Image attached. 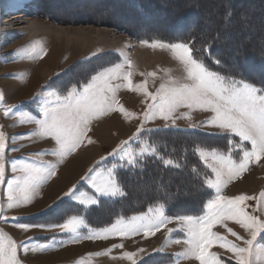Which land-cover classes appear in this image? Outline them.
Listing matches in <instances>:
<instances>
[{
	"label": "snow or ice",
	"instance_id": "1",
	"mask_svg": "<svg viewBox=\"0 0 264 264\" xmlns=\"http://www.w3.org/2000/svg\"><path fill=\"white\" fill-rule=\"evenodd\" d=\"M141 44L152 48H167L175 59L182 65L183 77L170 78L169 82L161 83L151 92L148 90L147 81L134 84L131 77L132 61L124 58L123 62H117L114 66L105 67L96 71L83 83L72 85L66 91L48 90L46 97L44 89L36 94L43 102L37 105L39 115L29 112H20L17 105H5L3 94L0 93V108L4 109V115L16 114L20 123H34L37 127L28 133L15 134L8 137L0 130V186L6 185V204L0 203V221H17L15 227L28 231L38 228L53 232L52 244L33 245L30 249L29 242L35 237H29L28 242H17L8 232L0 228V264H23L18 257V252L43 251L56 244V236L70 234L71 239L59 241V246L65 243H76L81 239L107 240L110 236L127 238L143 234L145 238L154 235L155 232L165 227L170 222H175L176 229L168 228L172 233L181 230L184 233L185 250L175 254L177 257H194L199 264H225V261L210 249L214 244L227 249L233 254L235 264H252L254 241L257 236L264 233V219L252 215L246 211L245 201L254 197L244 194L236 196L223 195L224 187L244 173L253 162L259 163L264 157V86H257L243 78H235L223 75L213 70L200 55V50L194 44L188 42L165 43L160 40L140 41ZM36 49H32L30 55H35ZM95 55V53H94ZM219 63V61H215ZM127 65V67H126ZM148 76H155L150 72ZM121 88H127L142 93L147 106L142 114L140 126L129 140L138 139L141 133H152L160 129L145 128L144 125L157 117L165 121L164 128L175 127L176 120H192V112L199 110L209 113L206 119L199 124H189L190 128L209 127L217 129L209 135L225 136L228 140L227 151L219 148L198 146L195 151L204 165L210 169L206 175L204 184L208 189L214 190V194L203 204L201 214L197 215H167V206L159 203L149 207L146 212L133 215L130 218L120 217L107 227L93 230L87 224L85 218L78 214H69L62 222L48 224L19 223L17 217L4 215L7 209L19 208L29 205L39 193L41 186L51 177L56 176L60 163L78 148L87 139L86 133L93 119L103 116L107 112L118 111L125 118L135 117L137 114L130 112L119 103L117 92ZM35 99V98H34ZM186 109L177 115L181 109ZM171 122L170 124L167 122ZM49 137L54 141V147L42 149L27 157L6 158V152H16L23 144L9 147V140L15 141L25 136ZM236 137L238 139H233ZM89 143L91 140L89 139ZM128 141H122L108 156L117 158L128 165L136 163V157L145 154L154 155L157 150L154 145L145 141L138 152L128 147ZM246 144L250 145L247 147ZM239 150V156H236ZM45 155H51L57 159L44 160ZM163 159V157H161ZM107 156L101 157L88 172L81 177L90 191H78V184H73L61 197H67L76 201L81 206H96L98 198H116L125 195L117 178L115 166L104 168L101 162L106 161ZM166 165H171L172 160H165ZM10 171L9 177L6 173ZM259 202H264V192L260 193ZM55 203V202H54ZM53 205L42 209V215ZM233 220L242 229L250 233L249 239L240 235L232 228H227L225 221ZM224 224L227 231L237 240L243 241L245 246L229 240L219 232L213 231L216 224ZM87 228L88 233L82 235L81 229ZM180 243V240L175 241ZM123 248V244H113L107 252L115 248ZM156 249L154 251H162ZM144 249L136 252L124 251L121 258H126L132 264H138L135 259ZM91 255V254H89ZM99 255V253H97ZM80 264H85L81 260ZM141 264L143 261L141 260Z\"/></svg>",
	"mask_w": 264,
	"mask_h": 264
},
{
	"label": "rangeland",
	"instance_id": "2",
	"mask_svg": "<svg viewBox=\"0 0 264 264\" xmlns=\"http://www.w3.org/2000/svg\"><path fill=\"white\" fill-rule=\"evenodd\" d=\"M178 1H182L187 5L199 2L200 7L203 9V15L213 14L215 18L218 17V12L220 10V7H217V4L220 3L218 0H177V2ZM221 3L233 5L231 0H221ZM145 5L150 6L149 4H146V2ZM109 6L110 8H108ZM250 7L256 10H264V5L249 4L248 8ZM111 12L115 17L110 14ZM143 18L145 19V17L138 18L134 13L128 11L123 0H0V93L3 94L5 105H17L20 112H29L38 116L39 113L37 112V106L35 105L36 102L29 100H36L41 104L43 100L42 98L36 97V94L40 93L42 89H44L45 97L48 90L64 92L72 85L78 86L80 83L86 82L96 71L103 70L105 67L114 66L117 62H123L124 58L132 61V67L130 70L132 71L131 79L133 83L138 84L147 81L148 90L151 92H155L161 83L169 82L170 78H182L184 75L182 65H180L175 59L170 50L167 48L148 47L141 44L140 41L148 40L151 42L153 40H160L165 43H177L183 41H166L163 39L164 36L160 39L156 36L151 37L148 34H141L142 31L148 29L159 30L160 27L165 25L163 22L158 24L156 23L158 21H146V24L139 28L136 26L137 20ZM36 21L42 25L38 31L34 32L31 30V22ZM244 21L249 24L244 26L237 33L226 31L223 35L224 40L228 43L233 42L235 38L238 39L239 37L244 36V33L251 32L253 29L250 28L254 27L251 17L246 16ZM111 22L114 23L112 24ZM217 24V19L211 22H199V26L206 34L208 33L209 28H212ZM138 25H140V23H138ZM121 26L128 27L131 31H126V28L121 30ZM81 29L83 31H81ZM53 30H60L62 34L60 33L61 35H59V33H55ZM133 30L134 32H132ZM63 31L67 32L66 37H71L72 40H79L80 47L78 51H75L72 54L71 42L68 44L67 50L64 49V52H68V54L64 57L61 55L58 59H55V63H53L52 66H43V62L51 54L50 48L52 43L48 39L55 34L63 37ZM260 31H262L261 37L256 36V38H254L259 43L257 45L258 47H261L264 44V29L262 28ZM76 32H78L79 35L75 34ZM97 32L104 33L98 36ZM82 33L83 35H81ZM84 36H86V40ZM234 46L235 45L231 44L230 46L228 45L227 48L233 50L236 48ZM32 49H36L35 55H30ZM144 49H148L151 56H153V59H151L150 62H144V60L139 57ZM206 62L213 68V70L219 71L214 68L210 62ZM150 72H155L156 75L154 77L148 76L147 74ZM117 98L120 104L137 115L132 117V121H129L127 124L124 121L125 117H123L118 111L107 112L103 116H100V120L104 122L101 123L100 128L97 130L98 145L80 151L79 154L86 151L89 156L91 155L92 160L95 153L97 154L100 152L102 147H100V145L108 144L114 139L111 136L113 132L110 134L111 130H116L117 133H124V141H128V147L136 152L139 151L145 141L149 144L151 143L150 133H145L143 136V133H141L138 139L129 140L130 137H133V134L136 133L137 128L140 126L142 114L147 106L144 95L127 88H121L117 92ZM23 103L34 105L28 104L21 108L19 104ZM185 110L186 109L181 108L177 112V115ZM208 115L210 114L194 110L192 112L191 121L183 118L178 119L176 120L175 127L169 128L197 129L206 133L218 131L217 129L209 127H189L190 123L199 124L200 121L206 119ZM114 119L117 121L115 125H113L115 122ZM165 123V121L157 117L155 120L148 121L144 127L162 129L164 128ZM167 123L170 124L171 122L169 121ZM36 127L37 126L34 123H20L19 117L16 114L5 116L4 109L0 108V130H2L8 137H12L15 134L28 133ZM224 139L226 148L223 150L219 147L213 148H219L226 152L228 148V140L226 137ZM233 139L238 138L233 137ZM8 143L9 147L20 144H23L24 146L34 144L38 146L37 151L50 149L55 146L54 141H52L51 138H41L38 135L31 138L25 136L24 138L16 139L15 141L9 140ZM246 146L250 147L248 144H246ZM107 150H109V146H107L104 151ZM37 151H34L33 153L6 152V158L27 157L33 155ZM144 156L150 155L145 154ZM236 156H239V150H237ZM140 158V156H137L136 161ZM43 159L54 162L57 158L51 155H45ZM85 159L88 160L89 158ZM86 161L84 160V162ZM68 165L65 168L64 177L68 179V184H70L77 178V176H80L87 163L81 170H78L76 175L73 176L72 174V177L69 175ZM107 166H115L118 171L119 168L129 165L126 162H120L116 158H112L109 160ZM6 175L10 177L12 173L8 171ZM240 177L242 182L238 183L236 186V192H245L244 195L254 197L253 199L244 202L246 205V211L264 219V202L258 203L260 193L264 192V157L261 158L259 163H251L249 168L242 173ZM251 177H253L254 180L250 181ZM61 184L62 183L59 185ZM137 185L140 188V191H138L140 194L144 192V188L150 187L149 182L138 183ZM58 186L55 183H52L47 188L46 196L53 197L56 193L60 192V189L61 191L63 190L64 187H60L58 188L59 190H56V187ZM80 186L81 184H78V188ZM182 190L185 191L186 187L182 188ZM212 192L214 194L213 190ZM100 201H102L101 197L98 198V204L96 206H76L78 203H73L74 205H72L71 202L65 203L60 200L51 204L53 207L43 215L35 216L29 220H22L23 217L20 215L23 214L24 210H19L28 205L7 209L4 212V215L8 217H17L19 223L48 224L62 222L69 214H78L85 218L90 228L96 230L109 226L117 219L116 218L105 225H99L100 223H94L92 218H87L85 216V213H83L85 208L97 207L100 204ZM6 202V185L0 186V203L6 204ZM49 202L50 201L46 200L44 201V204L46 205ZM18 213L20 214L18 215ZM124 218L127 219L130 218V216H125ZM16 222L17 221L12 220L8 222L0 221V228L8 232L18 243L21 241L28 242L29 237H35V240L29 242L30 249L33 245L52 244L53 232L55 230L45 231L38 228H32L28 231H24L15 227ZM81 233L82 235H86L88 229H81ZM243 237L245 240L248 239L245 235H243ZM55 239L57 243L46 250H30L26 253L21 250L18 252V257L22 260L23 264H80L81 260L85 261V264H89L92 261L89 253L93 252V249L95 250L102 247V245L96 244L99 242V244L107 245L113 240L111 237L107 240L81 239L76 243H65L63 246H59L60 240H70L71 235L62 234L56 236ZM263 239L264 233H261L254 241L253 254L251 257L252 264H264ZM181 245L184 246L185 243H181ZM241 246H245L243 241ZM69 250H75L77 253L67 259L58 260L61 256H64V254L66 255ZM100 253L108 254L109 252L107 253V251L104 250ZM100 258V263L102 262L101 264H112L107 261L105 263L103 262L105 261L103 257ZM223 260L225 261V264H235V261L232 259H230L231 261H226L225 258ZM138 264H141V261ZM143 264H147L146 261H143ZM183 264L196 263L188 261Z\"/></svg>",
	"mask_w": 264,
	"mask_h": 264
},
{
	"label": "trees",
	"instance_id": "3",
	"mask_svg": "<svg viewBox=\"0 0 264 264\" xmlns=\"http://www.w3.org/2000/svg\"><path fill=\"white\" fill-rule=\"evenodd\" d=\"M218 1L220 3L217 7L220 10L215 18L213 14L203 15L199 2L187 5L177 0H123L128 11L138 18L145 17L137 20L136 26L139 28L146 21L165 23L159 30L148 29L141 34L160 39L164 36L166 41L194 44L200 50L199 54L223 75L243 78L257 86H264V44L258 47L259 43L254 39L262 35L260 30L264 29V10L248 8L249 4L264 5V0H231L233 5ZM145 2L150 6L145 5ZM110 14L113 15L112 12ZM246 16L251 17L254 27L250 29L253 30L235 38L233 42L224 40L226 31L237 33L249 24L244 21ZM216 19L218 24L209 28L207 34L199 26L200 21L211 22ZM120 28L124 30L126 27ZM125 30L131 31L128 27ZM231 44L236 48L229 50L227 47ZM150 135V144L155 146L156 154L143 156L134 165L119 168L116 173L125 195L114 199L102 198L97 207L85 208L83 213L87 218H92L94 223L105 225L120 216L145 212L159 203L166 204L169 216L201 214L203 204L213 192L204 184L210 169L199 159L195 149L205 146L223 150L226 148L225 137L209 135L197 129L176 128H162ZM169 159L173 163L166 165L164 161ZM147 182L150 187L144 188L140 194L137 184ZM184 187L185 191L182 190ZM148 261L146 259V263Z\"/></svg>",
	"mask_w": 264,
	"mask_h": 264
},
{
	"label": "crops",
	"instance_id": "4",
	"mask_svg": "<svg viewBox=\"0 0 264 264\" xmlns=\"http://www.w3.org/2000/svg\"><path fill=\"white\" fill-rule=\"evenodd\" d=\"M29 101L36 102L35 103L36 106L39 105V103L36 100H29ZM28 104L23 103V104H19V106H21V108H22V106H26ZM29 105H34V104H29ZM132 119L133 118H124V121L127 124L129 121H132ZM103 122L104 121L100 120V117L93 119V122L89 126V130L86 133L87 139H85L84 143L80 146V148H78L76 152L67 156L64 159V161L59 164V166L56 170V172H57L56 176L51 177L46 183H44L41 186V189H40L39 193L37 194V196L34 198L33 202L30 205L25 206L22 209H19V210H24L23 214L20 215L23 217L22 220H29L35 216H41V215H31V214L40 213L42 209H46L49 205L53 204L54 202L60 201V200L62 202L67 201V202L77 203V202H75V201H73L67 197H64L63 199H60V200L57 199L58 197H61L62 194L64 192H66L68 190V188H70L73 184H77V182H79V184H81V186L79 188H77L78 191H80V190L90 191L88 185L84 181H81V177L84 176L88 172V170L91 167H93L97 161L100 160L101 157L107 156V160L101 162V166L104 168L108 167L107 165H108L109 160H111L112 158H115L112 156H108V154L111 153L112 150L117 147V145L121 144V142L125 140L124 133L123 134L117 133L116 130H111L110 134H111V132H113V134H111V136L114 139L111 142H109L108 144L100 145V147L102 146L100 149V152H98L97 154L95 153L96 157L94 156V158L92 160H91V155L88 157L89 159L86 162H84L82 167L80 168V170H81L84 167V165L87 163L83 172L80 174V176H77V178L74 181H72L70 184H68V179L64 177V172H65L66 166L70 163V161L73 159V157H75L79 154L80 151H83L87 148H90L92 146L94 147V146L98 145L97 130L100 128V125ZM89 139L91 140V143H89ZM29 146H24L22 148H19V150L16 152L17 153L18 152H20V153H33L34 151H37L38 146H36L34 144H31ZM107 146H109V150L104 151ZM240 178L241 177H238L237 179L229 182L224 187L222 194L226 195V196H236V195H240V194H245V192H236V186L238 185V183L242 182L240 180ZM52 183H55L57 186L60 183L63 184V185L61 184L58 187H56V190H59L58 188H60V187L61 188L64 187V188L62 191L60 189V192L56 193L55 196L48 197V196H46V194H47L46 191H47V188ZM101 198H104V197H101ZM108 199H114V198H108ZM46 200H48L50 202L45 205L44 201H46ZM41 202H43V203H41ZM19 214L20 213H18V215ZM139 214H141V213H138L136 215H139ZM225 223L227 224V228H232L234 231L239 232L241 236H243V235H245V237L247 236L248 239L251 238L250 233L245 231L244 229H242L235 221L228 220V221H225ZM168 228L176 229L177 225L174 221L170 222L165 227H163L159 231L155 232L154 235L148 236L147 238H145L142 233L135 235V236L127 237V238L110 236L113 239L111 242H109L107 245L99 244V242H98L96 245H102V247L95 249V250L93 249V252L89 253V254H91L89 256H91V259H92V261L89 264H101L102 262L100 263V261H101L100 257H103V259L105 260L103 262H105V263L107 261V262H110L112 264H132V262L127 260L126 258H121L122 257L121 254L124 251L136 252L137 249H144L145 250L144 252L138 253L137 257L135 258L138 263L141 260L146 261V259L150 258V259H148L149 261L147 264H183V263H186L188 261H193L196 264H199V262L194 257H187L186 258L183 256L177 257L175 255L177 253H182L185 250L186 245H184V246L181 245V243L182 244L184 243L183 241L185 239V236L181 230H176L172 233H169L167 231ZM227 228L224 226V224L218 223V224L213 226L212 230L219 232L221 235L226 236L229 240H232V241L241 245L242 241L237 240L235 237H233L227 231ZM258 237H259V235L257 236V238ZM109 240H111V239H109ZM177 240H180L181 242L176 243L175 241H177ZM127 241L130 242V244H131L130 246L126 245L125 242H127ZM113 244H123V248L118 247V248L112 249L111 252H109V253L107 252L108 254H105V253L101 254L100 253L101 251L110 249L111 245H113ZM156 249H163V250L162 251H154ZM210 250L216 252L222 259L225 258L226 261L227 260L231 261L230 259L234 260L233 254L231 252H229L227 249L220 247L219 244H214ZM97 253H99V255H97Z\"/></svg>",
	"mask_w": 264,
	"mask_h": 264
},
{
	"label": "bare ground",
	"instance_id": "5",
	"mask_svg": "<svg viewBox=\"0 0 264 264\" xmlns=\"http://www.w3.org/2000/svg\"><path fill=\"white\" fill-rule=\"evenodd\" d=\"M31 30L36 32L39 30V28L41 27V23L39 22H31ZM81 31H83L81 29ZM33 32V33H34ZM53 32L55 33H59V35L62 34V32L59 30H53ZM61 33V34H60ZM66 33L67 32H64L63 31V34L64 36L63 37H60L59 35H53L51 36L48 40L52 43V46H51V54L47 57V59L43 62V66H52L53 63H55V59H58L61 55L64 57L66 54H68V52H64V49L67 50L68 48V44H70L72 42V54L75 52V51H78L79 47H80V43H79V40H72L71 37H66ZM85 33V32H84ZM98 33V32H97ZM104 32H99L98 33V36L102 35ZM75 34L79 35L78 32H76ZM83 35V33L81 34ZM85 37V40H86V36ZM99 38V37H97ZM143 49V48H142ZM71 54V53H70ZM69 54V55H70ZM139 57L144 60V62H150L151 59H153L151 56V53L149 52L148 49H144L143 52L139 55ZM155 59V58H154ZM119 119V118H118ZM120 120V119H119ZM114 124L115 125L117 123L116 119H114ZM123 124V123H122ZM118 125V124H117ZM121 125V124H120ZM123 126V125H122ZM88 152V151H87ZM84 157V158H83ZM89 157V154L85 152H83L82 154H78L77 156H75L69 163V175L70 177H72V174L73 176L77 174L78 170L82 167L83 165V162L84 160L86 161L87 159L85 158H88ZM252 180H254L253 177L250 178ZM127 246H129V241L125 242ZM84 248V247H83ZM126 248V247H125ZM75 253H77V251L75 250H69L67 251L66 255L64 254V256H61L58 260L62 259H67L73 255H75ZM122 255V254H121ZM120 256V255H119ZM127 261V260H126Z\"/></svg>",
	"mask_w": 264,
	"mask_h": 264
}]
</instances>
